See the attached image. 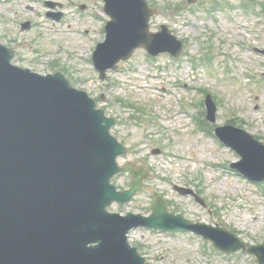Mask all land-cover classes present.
Masks as SVG:
<instances>
[{
    "label": "rangeland",
    "instance_id": "374dc122",
    "mask_svg": "<svg viewBox=\"0 0 264 264\" xmlns=\"http://www.w3.org/2000/svg\"><path fill=\"white\" fill-rule=\"evenodd\" d=\"M9 1L0 0V42L18 52L14 64L42 75L65 73L108 116L120 119L112 131L129 148L120 163L152 169L143 192L131 204L114 205L112 212L148 215L152 200L162 195L190 220L227 226L248 245H264V182L235 174L229 166L239 156L197 121L206 120L204 99L211 94L218 105L217 126L237 121L264 142V55L255 51L264 50V0H254L261 6L256 11L246 10L243 0H200L192 7L187 0H148L160 10L151 31L167 25L184 44L183 55L151 58L139 49L105 81L91 60L109 20L103 0ZM47 2H55V8ZM28 21L30 28L22 31ZM154 149L161 153L153 155ZM127 181L119 177L114 184L125 189ZM174 186L201 192L207 207ZM133 234L152 264H257L252 255H223L195 236Z\"/></svg>",
    "mask_w": 264,
    "mask_h": 264
},
{
    "label": "water",
    "instance_id": "95a60500",
    "mask_svg": "<svg viewBox=\"0 0 264 264\" xmlns=\"http://www.w3.org/2000/svg\"><path fill=\"white\" fill-rule=\"evenodd\" d=\"M105 3L112 21L105 42L93 55L102 80L137 49L152 56L181 55L182 42L167 26L150 32L157 12L145 0ZM14 57L13 50L0 44V264H147L126 237L139 226L192 231L223 253L244 250L264 264V246L247 248L226 227L193 223L170 213L160 197L150 217L108 213L113 202L125 204L138 195L148 176L145 169L118 165L117 158L127 150L111 135L116 119L106 117L64 74L34 73L13 65ZM206 106L209 121L215 123L217 106L210 95ZM216 135L241 156L232 164L234 170L251 181H264L263 143L231 125L217 128ZM126 172L132 184L118 192L111 179ZM63 246L73 257L68 263L56 254Z\"/></svg>",
    "mask_w": 264,
    "mask_h": 264
},
{
    "label": "bare ground",
    "instance_id": "6f19581e",
    "mask_svg": "<svg viewBox=\"0 0 264 264\" xmlns=\"http://www.w3.org/2000/svg\"><path fill=\"white\" fill-rule=\"evenodd\" d=\"M64 247V246H63ZM56 254H58L59 260H64L68 263L69 260H72V256L69 254L68 247H64L62 250H59ZM34 264H45L44 262H38Z\"/></svg>",
    "mask_w": 264,
    "mask_h": 264
},
{
    "label": "flooded vegetation",
    "instance_id": "af4514ba",
    "mask_svg": "<svg viewBox=\"0 0 264 264\" xmlns=\"http://www.w3.org/2000/svg\"><path fill=\"white\" fill-rule=\"evenodd\" d=\"M53 3H54L55 5H54ZM57 5H61V4L58 3ZM47 6H49V7H51V8H55L56 3H55V2H47Z\"/></svg>",
    "mask_w": 264,
    "mask_h": 264
}]
</instances>
